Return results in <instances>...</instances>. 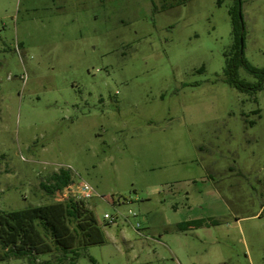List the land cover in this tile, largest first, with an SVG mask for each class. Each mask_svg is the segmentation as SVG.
Returning <instances> with one entry per match:
<instances>
[{
    "label": "rangeland",
    "instance_id": "obj_1",
    "mask_svg": "<svg viewBox=\"0 0 264 264\" xmlns=\"http://www.w3.org/2000/svg\"><path fill=\"white\" fill-rule=\"evenodd\" d=\"M170 2L0 0V211L87 183L105 243L78 264H264V89L224 74L236 1ZM239 5L264 68V0Z\"/></svg>",
    "mask_w": 264,
    "mask_h": 264
},
{
    "label": "trees",
    "instance_id": "obj_2",
    "mask_svg": "<svg viewBox=\"0 0 264 264\" xmlns=\"http://www.w3.org/2000/svg\"><path fill=\"white\" fill-rule=\"evenodd\" d=\"M190 0H172L163 5L168 10L182 6ZM230 10L233 19L235 55L226 58L224 74L227 83L242 93H255L264 89V68L252 66L245 58L240 40V0ZM223 0H219L222 5ZM257 81L241 80L239 70ZM73 182L72 174L61 170L49 176L42 188L49 196L63 192ZM110 224V222L108 223ZM105 236L93 211L86 202L69 197L61 202L28 207L19 211H0V262L26 260L28 264H78L87 249L103 245ZM46 257V260H41ZM91 263L97 264L90 258Z\"/></svg>",
    "mask_w": 264,
    "mask_h": 264
},
{
    "label": "built area",
    "instance_id": "obj_3",
    "mask_svg": "<svg viewBox=\"0 0 264 264\" xmlns=\"http://www.w3.org/2000/svg\"><path fill=\"white\" fill-rule=\"evenodd\" d=\"M78 189H79V191H78V194H79L78 200L86 201V200H89V199H91V198H93L95 196L94 190L87 183L79 184ZM105 219L110 221L112 218L109 215H105ZM112 222L113 221H111L110 223H112Z\"/></svg>",
    "mask_w": 264,
    "mask_h": 264
}]
</instances>
